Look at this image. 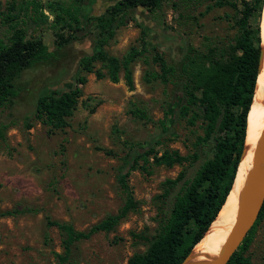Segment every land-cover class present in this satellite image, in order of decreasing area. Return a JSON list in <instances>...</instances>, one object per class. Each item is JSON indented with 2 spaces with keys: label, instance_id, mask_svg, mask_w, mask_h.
Segmentation results:
<instances>
[{
  "label": "rangeland",
  "instance_id": "1",
  "mask_svg": "<svg viewBox=\"0 0 264 264\" xmlns=\"http://www.w3.org/2000/svg\"><path fill=\"white\" fill-rule=\"evenodd\" d=\"M9 1L0 0V10ZM41 1L67 6L85 2ZM98 1L102 13L119 0ZM241 1L163 0L155 12H129L104 50L122 61L131 49H140L144 30L146 51L130 65L133 88H128L122 68L118 82L112 83L106 64L94 62V73L81 72L86 83L79 85L81 97L63 131L35 118L36 99L51 86L73 83L78 61L93 50L95 32L88 27L84 37L57 48L48 24L30 18L19 24L26 39H43L50 56L20 74L11 103L0 108V264H129L132 257L147 252L164 230L175 198L213 153V138L203 139L201 116L191 125L176 112L183 102L175 79L182 57L191 51L207 62L227 64L238 36ZM44 13L52 20L47 10ZM10 34L0 21V39L7 42ZM159 57L175 69L167 83L160 77ZM152 139L158 142L156 153L176 150L183 162L157 166L149 155L119 178L122 157ZM180 173L183 177L176 181ZM122 183L130 188L136 209L113 232L75 242L61 262L64 235L48 226V219L88 231L123 206ZM246 255L250 264H264V214Z\"/></svg>",
  "mask_w": 264,
  "mask_h": 264
},
{
  "label": "trees",
  "instance_id": "2",
  "mask_svg": "<svg viewBox=\"0 0 264 264\" xmlns=\"http://www.w3.org/2000/svg\"><path fill=\"white\" fill-rule=\"evenodd\" d=\"M162 1L119 0L99 15L84 20L81 17L80 2L69 6L60 1H48L45 4L41 0L7 2L0 10V21L11 32L7 42L0 39V108L11 103L15 96V82L20 74L35 64L47 61L50 56L41 37L26 39L25 29L19 27L26 18H30L35 24H48L57 48L84 37L82 32L88 27L92 29L90 33L95 32L93 50L78 61L79 71L74 75L73 83L51 86L36 99L35 118L52 130L63 131L81 97L79 85L86 83L81 72L94 73V62L106 64L112 83L118 82L117 73L122 68L128 88H133L130 65L146 51L148 43L143 37L144 30L141 33L140 49H131L122 61L108 56L104 48L124 24L129 12L137 9L155 12ZM241 2V16L237 22L238 36L230 61L224 65L217 61L207 62L201 54L193 55L190 51L182 57L180 70L175 78L176 83L181 84L179 91L183 100L176 105L177 115L191 125L194 124L195 117L201 116L205 122L203 139L207 141L213 138L212 157L204 162L194 178L177 195L164 230L151 243L147 252L132 257L129 264H182L214 221L231 190L243 153L249 108L254 100L258 79L260 22L264 9V0ZM44 10L49 12L52 20ZM156 62L161 80L167 83L175 69L160 57L156 58ZM95 74L98 78L103 77L100 73ZM93 112L94 108H91L90 113ZM163 131H167V128L163 127ZM157 144L152 139L144 147L131 150L122 157L119 178L127 177L137 169L138 160L146 159L149 155H152L153 163L157 166L172 167L183 162L184 157L176 150L156 153L154 146ZM182 177L183 174L180 173L176 181ZM122 189L126 194L123 206L117 213L107 215L88 231H76L70 224L48 219L47 225L55 227L64 235L65 257H61V262L66 260L70 247L75 242L87 240L99 232H113L120 221L136 209L135 199L126 183H122ZM263 214L264 204L254 225L227 264H250L246 251Z\"/></svg>",
  "mask_w": 264,
  "mask_h": 264
},
{
  "label": "bare ground",
  "instance_id": "3",
  "mask_svg": "<svg viewBox=\"0 0 264 264\" xmlns=\"http://www.w3.org/2000/svg\"><path fill=\"white\" fill-rule=\"evenodd\" d=\"M261 48L264 51V9L261 21ZM264 129V60L263 68L258 75L254 100L248 115V128L246 131L244 147L254 149ZM250 152V151H249ZM248 152L246 158L240 164L234 189L228 196L218 218L212 224L210 232L195 246L190 257L184 264H206L211 261L220 251L225 242L227 233L236 219L239 192L245 180L246 173L251 169L252 156ZM200 256L196 257V254ZM196 257V258H195Z\"/></svg>",
  "mask_w": 264,
  "mask_h": 264
},
{
  "label": "water",
  "instance_id": "4",
  "mask_svg": "<svg viewBox=\"0 0 264 264\" xmlns=\"http://www.w3.org/2000/svg\"><path fill=\"white\" fill-rule=\"evenodd\" d=\"M263 60H264V51L261 48L258 75L262 71ZM248 152L252 156L251 169L246 173L245 180L239 192L236 219L227 233L225 242L221 247V251L211 261H209L206 264L228 263L232 255L241 245L242 241L244 240V238L247 236L248 232L254 225L255 221L258 218L260 210L264 204V129L254 149L249 148L246 150L245 147L243 148V153L240 157V161L238 163L236 174L228 196L230 195L231 191L234 189L240 164L246 158ZM226 200L222 205L221 209L219 210L214 221L210 224V226L208 227V229L206 230V232L203 234L202 238L198 241L196 245L201 243L202 240L206 237V235L210 232V228L212 224L215 222V220L218 218L223 206L226 203ZM194 248L192 249L188 257L184 260L182 264H184L185 261L190 257ZM198 256H200L199 253L196 254V257ZM196 262H197L196 264L200 263V261H196Z\"/></svg>",
  "mask_w": 264,
  "mask_h": 264
},
{
  "label": "crops",
  "instance_id": "5",
  "mask_svg": "<svg viewBox=\"0 0 264 264\" xmlns=\"http://www.w3.org/2000/svg\"><path fill=\"white\" fill-rule=\"evenodd\" d=\"M81 10L84 19L97 16L100 14V2L98 0H85V2L81 4Z\"/></svg>",
  "mask_w": 264,
  "mask_h": 264
}]
</instances>
